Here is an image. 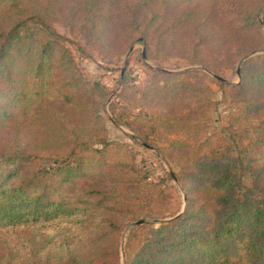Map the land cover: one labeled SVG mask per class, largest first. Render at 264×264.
Here are the masks:
<instances>
[{
	"label": "trees",
	"instance_id": "1",
	"mask_svg": "<svg viewBox=\"0 0 264 264\" xmlns=\"http://www.w3.org/2000/svg\"><path fill=\"white\" fill-rule=\"evenodd\" d=\"M263 9L264 0H0V264H264V52L241 66L239 83L217 68L230 47L264 50ZM56 21L119 52L135 41L163 58L185 51L217 77L235 108L220 144L208 133L216 102L202 70L154 69L143 88L123 74L122 94L139 110L110 102L114 122L144 146H157L150 135L173 141L169 155L157 149L180 167L168 172L188 192L180 215L165 219L162 182L106 138L111 92L86 78ZM141 219L153 221L131 225Z\"/></svg>",
	"mask_w": 264,
	"mask_h": 264
},
{
	"label": "rangeland",
	"instance_id": "2",
	"mask_svg": "<svg viewBox=\"0 0 264 264\" xmlns=\"http://www.w3.org/2000/svg\"><path fill=\"white\" fill-rule=\"evenodd\" d=\"M260 23L264 32V9L261 13ZM55 26L63 35L72 40V42H68V45L73 50L75 59L86 78L101 81L111 92L107 106L102 111L107 128L106 138L125 142L135 154L137 167L142 170L143 174L148 175V181L162 182L163 192L166 196L165 204L170 214L165 219H171L182 213L188 206L187 189L178 178H170L168 175V172L178 171L180 167L175 160L163 156L157 149V146L166 149L167 156L170 153V149L167 150V148L173 146V141L163 142L158 137L153 139L154 136L150 135V139L154 140L157 146H144L141 138L137 137L138 141L132 138L136 133L129 126L114 122L110 102L112 100L120 101L119 105L121 104L122 110L128 115L135 114L139 110L135 109L128 100L131 99L129 94H122L123 74H126L130 84L143 88L157 79L154 69L182 71L196 68L202 70L206 74L204 82L212 88V99L216 102V105L209 111L208 133L217 130V139L220 144L230 138L229 122L235 108L225 101L217 77L212 74L209 68L191 63L189 53L186 56V52L182 50H176L173 54L163 58L156 55L155 50L151 53L144 43L135 41L126 51L119 52L105 44L98 43L95 46V43L89 41L85 32L74 30L62 21H56ZM263 52V49L247 51L245 48L230 47L227 53L219 58L221 61L225 56L230 55L226 63L218 65L217 68H221L219 76L230 83H239L242 80V72L238 74V67L241 69V66L250 57ZM130 120H133V116L130 117ZM210 153L211 156L214 155L213 148ZM250 181V178L247 179V182L250 183ZM171 214L176 215L172 216ZM146 220L153 221L152 219ZM130 227L127 226L125 229L123 244ZM122 258H124V249H122Z\"/></svg>",
	"mask_w": 264,
	"mask_h": 264
},
{
	"label": "water",
	"instance_id": "3",
	"mask_svg": "<svg viewBox=\"0 0 264 264\" xmlns=\"http://www.w3.org/2000/svg\"><path fill=\"white\" fill-rule=\"evenodd\" d=\"M240 73H241V69H240V67H238V74H240ZM218 77L223 79V77H221V76H218ZM180 214H177L176 216H178ZM146 221H147L146 219H141V220H138V221L133 222L131 225L138 224V223H143V222H146Z\"/></svg>",
	"mask_w": 264,
	"mask_h": 264
}]
</instances>
